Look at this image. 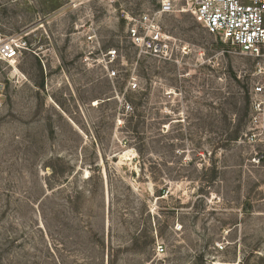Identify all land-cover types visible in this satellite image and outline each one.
Masks as SVG:
<instances>
[{"label":"rangeland","instance_id":"rangeland-1","mask_svg":"<svg viewBox=\"0 0 264 264\" xmlns=\"http://www.w3.org/2000/svg\"><path fill=\"white\" fill-rule=\"evenodd\" d=\"M161 1L0 0L17 48L0 61V264H264L256 62L185 0L160 18L171 60L141 55L127 18Z\"/></svg>","mask_w":264,"mask_h":264},{"label":"built area","instance_id":"built-area-1","mask_svg":"<svg viewBox=\"0 0 264 264\" xmlns=\"http://www.w3.org/2000/svg\"><path fill=\"white\" fill-rule=\"evenodd\" d=\"M181 12H191L205 27L207 32L224 43L235 46L244 57L256 62L254 84L250 99L249 136L252 142L264 138V0H185ZM156 12H148L137 17L129 16L127 37L141 55L170 61L173 55L171 38L164 31L160 18L175 11L174 0H162ZM89 35L88 41L94 42ZM17 56V48L1 45L0 61ZM109 63L117 59L115 51L107 55ZM116 72L110 74L115 77ZM137 84L131 86L132 90ZM181 226L176 227L180 231ZM156 251L163 255L166 249L158 245Z\"/></svg>","mask_w":264,"mask_h":264}]
</instances>
